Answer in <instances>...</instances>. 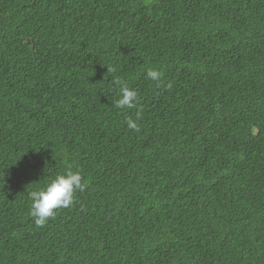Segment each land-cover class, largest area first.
Wrapping results in <instances>:
<instances>
[{"label": "trees", "instance_id": "16d2710c", "mask_svg": "<svg viewBox=\"0 0 264 264\" xmlns=\"http://www.w3.org/2000/svg\"><path fill=\"white\" fill-rule=\"evenodd\" d=\"M0 264H264V0H0Z\"/></svg>", "mask_w": 264, "mask_h": 264}, {"label": "clouds", "instance_id": "9594fccd", "mask_svg": "<svg viewBox=\"0 0 264 264\" xmlns=\"http://www.w3.org/2000/svg\"><path fill=\"white\" fill-rule=\"evenodd\" d=\"M108 73H112V67L107 68ZM146 76L148 79L156 83L157 87L161 86L162 73L158 70L149 68ZM120 84V96L115 102V107L119 109H133L138 107V93L129 88L121 81H115ZM171 87V84L168 85ZM141 114L137 111L136 119L126 120V125L133 131H139L138 120ZM86 185L83 183L82 174L77 171H67L63 174H57L46 186L28 193L30 203L29 216L36 227H43L49 219L56 215V210L67 208L74 202L75 193L84 191Z\"/></svg>", "mask_w": 264, "mask_h": 264}]
</instances>
